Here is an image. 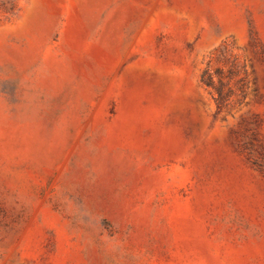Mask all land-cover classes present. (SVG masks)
Listing matches in <instances>:
<instances>
[{"label": "rangeland", "instance_id": "1", "mask_svg": "<svg viewBox=\"0 0 264 264\" xmlns=\"http://www.w3.org/2000/svg\"><path fill=\"white\" fill-rule=\"evenodd\" d=\"M0 264H264V0H0Z\"/></svg>", "mask_w": 264, "mask_h": 264}]
</instances>
